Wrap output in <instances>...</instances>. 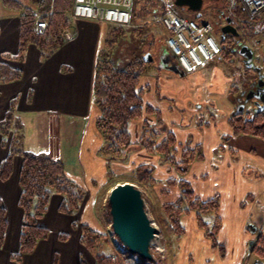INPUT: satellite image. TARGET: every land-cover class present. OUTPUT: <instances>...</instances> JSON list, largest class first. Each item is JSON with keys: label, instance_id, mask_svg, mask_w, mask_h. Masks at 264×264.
<instances>
[{"label": "rangeland", "instance_id": "374dc122", "mask_svg": "<svg viewBox=\"0 0 264 264\" xmlns=\"http://www.w3.org/2000/svg\"><path fill=\"white\" fill-rule=\"evenodd\" d=\"M30 1L31 3H28L29 7L32 12H37L39 19L41 14L38 13V6L35 0ZM143 3L144 1L136 0L133 11L135 13L139 11L140 13L133 15L129 26L118 27L103 24L104 31H100V35H106V40L100 52L104 51L105 58L107 55V59L116 68L124 67L126 61L128 62L135 57L141 55L143 57L148 53L152 55L154 61L146 64L144 75L138 87L144 90L145 101L148 104L152 102L153 105L156 103L162 111L163 124L155 126V130L159 133L156 144L162 142L166 137V130L169 129L178 133V140L181 138L189 141L188 144L190 142L194 143L206 136V131L201 132L199 129L207 122H216V124L222 126L242 105H244L246 114L254 112L257 108L256 99L247 101V96L250 93L251 85L258 78V73L253 70L246 71L241 55L232 54L229 58L222 59L221 52L220 55L193 72L185 73L167 51L165 35H168V32L160 23L156 22L153 15L154 10H151V6L147 5V8H145ZM223 5L221 1L206 0L202 10L204 15L202 20L210 22L216 27L214 36L219 42L221 39L220 31L224 24L220 17ZM189 16L193 18L195 14L190 13ZM73 22L71 20V24ZM242 22H244L243 18L236 19L234 26L241 31L238 35H241L242 43L253 49V62L256 68L261 69V74L264 76V29L257 30L255 28L256 23H250V29L246 30ZM80 29L82 35H96L93 29H89V27H81ZM44 36L46 37L45 34ZM235 41V39L229 40L230 43L226 45V48L234 47L236 49ZM7 56L9 58H2L14 60L11 59L13 57H10V55ZM22 89H25V86ZM21 94L18 95L17 99L19 101L21 98L20 102L24 103L26 96L24 92ZM170 107L172 108L171 111L169 110ZM54 113L53 110L49 112L51 121L43 127H39L40 124L37 121L29 125L31 138L36 141L39 128H41L39 138L42 136L46 138L47 132L50 131V142L45 143L49 149L48 155L50 157L52 155L55 159L62 157L66 160V163L72 165L77 162V166L79 165L77 182L72 179V175L68 172L67 175L83 189L85 199L79 211L73 215H68L74 217L73 223H75V226L72 229L70 226L65 225L69 220L61 223L63 218L60 216H65V214L59 212L58 208L64 197L54 193L48 212L40 220V225L50 229L51 233L48 241L51 243L58 240L59 233L68 234L73 242L77 243L74 257H78L79 264L82 258L88 264H96L95 255L86 250L80 243V229L83 224L89 225L94 231L101 235H107L109 240L111 239L108 244L101 242L102 253L109 256L118 255L123 264H132L129 260L131 254L129 252L124 254L118 252L112 240L115 237L116 240H114L117 241V237L112 230V218L110 209L107 208V200L109 192L118 183H131L142 192L152 223L155 224L159 236H161L159 239L163 245V250L160 251L153 245V259L150 260V264H233V260L230 258L233 249L224 245V256L218 250L213 249L211 241L197 227L194 211L182 218L183 226L186 229L185 235L178 237L167 232L165 224L168 217L163 210V206L168 203H175L180 196L178 187H171L167 184L169 180L176 181L189 177L190 179H188L192 182L196 193L203 200H206L209 196L222 195L224 205L220 212L223 215L224 210H230L226 206L229 203L228 199L230 200L233 197L240 201L247 192L251 193L253 197L249 198L248 201L246 200L248 204H251L253 199H256L255 206L251 210L243 212L242 216L239 213L234 214L231 210V216L227 218L224 215V218L227 225H231V222L238 224L243 222L244 226L247 225L248 231L257 226L264 233V165L259 161L262 158L261 152H264V139L237 136V145L240 146V149L236 150L238 155L241 154V156H238V162L250 164L252 168L246 169L247 175H245V178L243 177L244 182H241L239 169H237L235 173H237L238 183L235 184L233 181L232 184H229L222 182V175L224 177L225 171L221 166L223 161L220 160L222 156L228 153V150L225 152L224 149L222 151L218 146V148L215 147L217 141L214 138L217 136L210 138V144L203 148L205 158L202 161H194L191 164V171L182 175L174 169L172 164L163 161L160 155L151 153L150 144L143 145L141 140L143 123L147 121L151 125H155L157 119L154 116L145 115L142 119L132 122L130 129L134 145L120 159L110 163L100 152L103 139L96 130V126H94L95 120L100 115L95 106H93V110L90 111L89 115L85 116L66 114L59 115L56 120ZM211 129L209 127L208 132ZM213 131L216 135L217 130L214 129ZM219 132H222L220 128H218ZM10 138L11 136L5 137L6 142ZM226 142L228 141L226 140ZM228 144L230 149L231 141ZM182 148L183 145L179 147L181 150ZM245 148L256 150V155L252 156L251 151L247 152ZM214 149L216 151H212ZM175 159L177 162L181 160L179 153L178 156H175ZM139 165H147L148 168L152 167L154 169L153 178L157 184L145 185L137 180L135 171ZM73 169L76 170L75 167ZM199 174L205 176L201 179ZM193 176H196V178ZM246 179L252 182H248ZM225 189L227 190L226 194L223 193ZM244 192L246 193L244 194ZM213 218L212 213L205 217L206 221L209 222H212ZM62 227H65V230H58ZM250 246L244 256L243 264H253L259 260L250 250ZM65 247V243L59 242L56 245V251L63 253ZM68 248L72 247L68 246ZM133 258H138L136 264H139L140 258L136 255ZM65 260L64 262L62 259L60 264H66V262L70 264L71 259Z\"/></svg>", "mask_w": 264, "mask_h": 264}, {"label": "trees", "instance_id": "16d2710c", "mask_svg": "<svg viewBox=\"0 0 264 264\" xmlns=\"http://www.w3.org/2000/svg\"><path fill=\"white\" fill-rule=\"evenodd\" d=\"M141 1H144L143 7L147 8V5H150L151 10L161 6L159 0L155 3H148L145 0ZM35 3L38 6V13L41 14L39 19L48 20L49 26L45 34L46 37L34 34V24L38 19L37 12L34 13L30 9L25 8L18 0H0V7L21 12L20 42L17 56L19 60L23 59V54L30 43L36 44L42 51V56L48 58L54 50L63 44L62 34L71 24L67 13L71 8L72 0H35ZM138 13L140 12L137 11L135 13L133 11L134 16ZM238 14L244 20L242 22L243 27L246 30L250 29L249 25L252 22L247 17V14L244 11H239ZM193 18L196 19V17ZM237 31L238 34L241 33L238 28ZM240 37L241 35L237 38L235 36H227L221 39L222 53H220L222 59L229 58L232 54L240 55L238 49L240 47L239 42H242ZM233 39L236 40L237 48L230 47L227 49L226 45L230 43L229 40ZM98 55L93 85V104L100 112L99 117L96 119V129L103 139V146L100 149L101 154L110 163L120 159L134 145L130 129L132 122L142 119L145 115L154 116L157 119L155 125H151L147 121L143 123L141 139L143 145L150 144L151 153L160 155L163 161L172 164L174 169L180 174H187L194 161H202L205 158L202 146L197 145L194 148L183 147L181 150L179 149L181 145L178 144L174 132L169 130H166V137L162 142L156 144L159 133L155 130V126L163 124L162 115L158 109L145 102L144 90L138 87L144 75L146 64H150L154 60L147 63L143 60L144 56L142 57L141 55L128 62L126 61L124 67L116 68L107 59V55L105 58L104 51H101ZM17 57L11 59L15 60ZM10 63L11 60L0 62L1 84L7 85L19 82L22 79V73L17 68L12 67ZM245 68L246 71L251 70L246 65ZM157 93L159 94L158 90ZM13 102L5 118L0 121V136L4 138L2 146L7 147L5 137L11 136L9 154L0 165V180L5 182L11 178L14 171L15 157L20 156L22 159L19 176L21 194L18 205L24 213V219L19 249L11 255V260L20 264L26 256L34 253L39 242L46 240L50 236V229L41 226L40 220L48 212L53 194L64 197L59 205V212L73 215L79 211L83 204L85 192L67 175L61 160L52 159L47 153H34L24 148V124L20 118L15 116V104ZM228 124L232 128L233 136L235 137L251 136L264 139V109L262 106H258L254 112L249 114H246L244 109L235 111L228 118ZM223 140H227L225 136H223ZM178 153L181 157L179 162L175 159ZM153 173L154 169L152 167L148 168L147 165H139L136 168L135 176L139 182L145 185H155L157 182L153 178ZM167 184L171 187H178L180 190V196L175 203H168L163 206V210L168 217L165 224L167 232L178 237L185 235L186 229L183 226L182 218L194 211L197 227L211 241L212 248L218 250L224 256L225 247L218 238L219 231L222 228V219L219 215L220 196L215 195L209 199L202 200L196 196L192 184L186 179L169 180ZM249 198H251V195H248L246 200L248 201ZM241 206L244 207L245 203H242ZM107 208L110 209L108 202ZM210 213L214 216L212 222L205 219ZM73 226H75V223H73ZM7 230V211L0 200V248L4 246ZM80 230V243L86 250L95 255L96 264H123L120 256H109L101 252V242L110 243L111 239L109 240L107 235H101L87 224L81 225ZM69 238L70 236L66 233L58 234L60 241H67ZM118 242L117 239L114 245L118 244ZM250 247L253 248L250 250L259 258V262L256 264H264L263 232L258 231ZM57 263L58 256L55 254L53 264ZM150 263V260L140 258L139 264ZM80 264L88 263L82 258Z\"/></svg>", "mask_w": 264, "mask_h": 264}, {"label": "crops", "instance_id": "0c3cea01", "mask_svg": "<svg viewBox=\"0 0 264 264\" xmlns=\"http://www.w3.org/2000/svg\"><path fill=\"white\" fill-rule=\"evenodd\" d=\"M18 1L25 8L30 9L28 5L29 2L31 3L30 0ZM20 15V11L7 9L2 6L0 7V62L9 61L2 58L8 57L7 55H10V57L18 56L21 25ZM67 15L69 14L67 13ZM81 27H89V29H93L96 35H82V31H80ZM66 30H69L72 33L71 39H63V44L54 50L48 58H44L42 56V51L38 46H36V44L30 43L23 54V59L19 60L17 57V61H11L10 63L12 67L17 68L22 73V79L19 82H14L7 85L0 83V121L5 118L6 114L10 110L12 101H14L15 116L20 118L24 124L25 138L23 146L26 150L34 153L43 152L49 154V149L45 143H47V141L48 143L50 142V131L47 132L46 138L45 136L39 138L41 135V128H39L37 135L34 134L37 138L36 141L32 140L30 135L31 132H29V125L33 124L34 121H37L38 124H40L39 127H43V125L46 123L49 124L51 121V119H49V112H52V110L55 112L54 116L56 117V120L59 118V115L76 114L85 116L87 114L89 115L90 111L93 110V85L96 62L98 54L103 48L105 44L104 42L106 40V35H100V31H104L103 24H97L88 21H78L70 24L69 28ZM166 36L167 35H165V38ZM167 51L170 53L168 48ZM173 59L175 58L173 57ZM23 86H25V89H22ZM22 92H24L26 96L24 103L20 102L21 98L19 101L17 99L18 95ZM150 105L155 109H158L162 115V111L158 108L156 103L153 105L151 102ZM169 110L171 111L172 108L170 107ZM227 120L224 124H222V126H219V124H216V122H207L199 129L201 132L205 130L206 136L195 141L194 143L190 142V144H188L189 141H185L181 138L178 140L177 132L175 133L171 129H169V131L174 132L178 144L189 148H194L197 145H201L203 149L207 147L208 144H210V138L217 136L214 138L217 141L215 147L218 146L221 149L223 148L225 152L228 150L229 153H226V155L223 154L224 156L220 158V160L223 161L221 166L225 171L224 177L222 175V182L232 184L234 181L236 184L238 183V179L237 173H235V171L239 169V178L241 179V182H244L245 175H247L246 169L252 168V165L238 162V156H241V154L238 155V151L236 150L240 149V146L237 145L238 137L233 136V130L228 124ZM94 126H96V120ZM209 127L212 129L208 132ZM218 128H220L222 132L218 133ZM214 129L217 130L218 135L214 134ZM223 136H225L228 142L223 140ZM2 140L3 137L0 136V165L9 154L10 145L9 140L7 142V147L2 146ZM229 141L232 143L230 149L228 144ZM212 151H216V149ZM245 151H251L252 156L256 155L257 153L256 150L251 148L250 150L245 148ZM231 153L233 155H230ZM260 155L262 158L259 159V161L264 165V152H261ZM51 158L55 159V157L53 158L52 155ZM58 159L63 162L66 173L68 172L70 175H72V179L77 182V177L79 174V165L77 166V162L73 163L72 165L66 163V160L62 159V157ZM21 163V157L16 156L14 160L13 175L5 182L0 180V200L7 211L8 220L6 240L4 246L0 248V264H14L15 262L11 260V255L17 252L19 249L20 234L24 219V213L18 205L21 194V188L19 186ZM73 167H75L76 170L73 169ZM204 176V174H201L200 178L202 179ZM193 177L196 178V176ZM188 178L186 180L192 184V182L189 180L190 178ZM246 181L252 182L249 179H246ZM223 193L226 194L227 190L225 189ZM245 193L246 192H244V194ZM248 195L253 197L251 193L247 192L244 198L240 199V201L234 199L233 197H231L230 200L228 199L229 203L226 206L228 207L227 209L230 210L223 211L225 217L228 218L231 216V210L234 212V214L237 215L239 213L241 216L243 215V212L251 210L253 206H255L256 199L254 198L253 202L248 204L246 203ZM196 196L200 198L197 193ZM219 196V215L222 219V228L218 235L219 241L226 247H231L233 249L232 257H230L233 260V264H243L244 256L249 248L250 242L256 238L260 229H258L256 226L257 228L255 227L253 230L248 231L247 225L244 226L243 222L240 224L231 222V225H227L224 215L220 212L222 211L224 200L222 199V195ZM209 198H211V196H209ZM242 203H245L244 207L241 206ZM60 217L63 218L61 219V223L69 220L65 225L74 229V217L68 216L66 214L65 216ZM58 230H65V227L58 228ZM48 240L49 237L46 240L39 242L34 253L26 256L20 264H53L52 259H54L55 254L58 256L57 264H60L62 259L64 262L66 261L65 259H71V262H69L70 264H79L78 257H74L75 251L77 249V243L75 241L73 242V240L70 238L67 241H60L58 239V242L54 240L51 243ZM59 242L66 244L63 253L56 251V245L57 243L59 244ZM68 246H71L73 250L72 248L69 249ZM257 262H259V260L255 261L253 264H256ZM66 264H68V262H66Z\"/></svg>", "mask_w": 264, "mask_h": 264}, {"label": "built area", "instance_id": "2783aa9c", "mask_svg": "<svg viewBox=\"0 0 264 264\" xmlns=\"http://www.w3.org/2000/svg\"><path fill=\"white\" fill-rule=\"evenodd\" d=\"M145 1L148 3L157 2V0ZM224 1L221 15L223 18L240 20L238 12L244 11L252 24L256 23L257 30L264 29V0ZM135 2L136 0H72L68 14L74 22L88 21L125 27L132 22ZM159 2L161 6L154 8L153 15L156 22L160 23L168 32L165 44L182 71L193 72L220 54L221 44L214 36L216 27L212 23L191 18L175 4V0H159ZM48 26V20L37 19L34 24V34L43 36L47 32ZM63 37L70 40L72 33L66 30L63 32ZM145 210L152 221L146 203ZM157 236H159V231L155 238ZM112 240L116 243L114 239ZM115 248L122 254L128 253L123 245L115 244ZM152 249H154L153 242L151 251H154ZM133 256L131 254L129 259L132 264L135 261Z\"/></svg>", "mask_w": 264, "mask_h": 264}, {"label": "water", "instance_id": "95a60500", "mask_svg": "<svg viewBox=\"0 0 264 264\" xmlns=\"http://www.w3.org/2000/svg\"><path fill=\"white\" fill-rule=\"evenodd\" d=\"M205 1L175 0V4L200 18ZM227 36H238V31L230 18L227 19V24L221 28V39ZM239 53L243 57L246 67L255 69L258 73V79L251 85L247 101L256 99V106H262L264 109V76L261 74V69L256 68L253 63L254 51L247 46H242ZM143 60L148 63L153 60V57L148 53L143 57ZM243 109L244 105L237 111ZM107 201L112 218V230L118 241L132 255H137L143 260H152L153 256L150 249L158 231L152 225V221L145 210V200L142 192L131 183H118L109 192ZM252 244L253 241L250 242L251 246Z\"/></svg>", "mask_w": 264, "mask_h": 264}, {"label": "bare ground", "instance_id": "6f19581e", "mask_svg": "<svg viewBox=\"0 0 264 264\" xmlns=\"http://www.w3.org/2000/svg\"><path fill=\"white\" fill-rule=\"evenodd\" d=\"M154 226H155V224H153ZM161 236H157V238H155L154 239V241H153V245L154 246H156L157 247V249L158 250H160V251H162L163 249V245H162V243H161V241H160V238ZM154 246H153V248H154ZM150 253L152 254V251L150 250ZM137 256V255H136ZM140 258V257H139ZM135 259V261H134V263L136 264L137 263V260H136V258H134Z\"/></svg>", "mask_w": 264, "mask_h": 264}, {"label": "flooded vegetation", "instance_id": "af4514ba", "mask_svg": "<svg viewBox=\"0 0 264 264\" xmlns=\"http://www.w3.org/2000/svg\"><path fill=\"white\" fill-rule=\"evenodd\" d=\"M184 11L189 13V11H187V10H184ZM195 15H196V14H195ZM196 16H197V15H196ZM199 19H202V15H201V17H200ZM220 36H221V31H220ZM238 36H239V35H238ZM238 36H237V37H238ZM237 37H236V38H237ZM241 43H242V42H239V45H242Z\"/></svg>", "mask_w": 264, "mask_h": 264}]
</instances>
